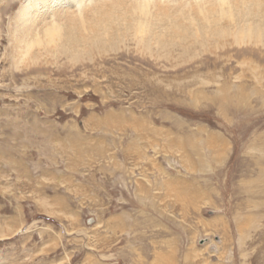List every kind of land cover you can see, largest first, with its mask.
<instances>
[{
	"label": "rangeland",
	"instance_id": "374dc122",
	"mask_svg": "<svg viewBox=\"0 0 264 264\" xmlns=\"http://www.w3.org/2000/svg\"><path fill=\"white\" fill-rule=\"evenodd\" d=\"M25 1L0 0V264H264V46L14 72Z\"/></svg>",
	"mask_w": 264,
	"mask_h": 264
},
{
	"label": "bare ground",
	"instance_id": "6f19581e",
	"mask_svg": "<svg viewBox=\"0 0 264 264\" xmlns=\"http://www.w3.org/2000/svg\"><path fill=\"white\" fill-rule=\"evenodd\" d=\"M14 20V72L44 58L72 69L124 51L151 64L230 43L264 46V0H26Z\"/></svg>",
	"mask_w": 264,
	"mask_h": 264
}]
</instances>
